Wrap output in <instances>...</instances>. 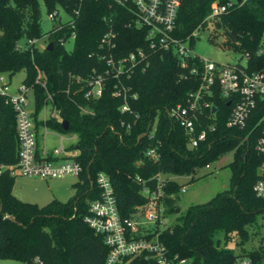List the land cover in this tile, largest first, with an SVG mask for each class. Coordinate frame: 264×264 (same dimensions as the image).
I'll return each instance as SVG.
<instances>
[{
    "label": "trees",
    "instance_id": "16d2710c",
    "mask_svg": "<svg viewBox=\"0 0 264 264\" xmlns=\"http://www.w3.org/2000/svg\"><path fill=\"white\" fill-rule=\"evenodd\" d=\"M211 1L228 0H179L173 35L181 40L188 37L192 47L191 33L198 24L205 26L202 19ZM56 6L63 8L70 20L47 31L45 40L51 42V49L34 44L16 49L21 39L42 37L40 7L49 12ZM128 20V13L107 0H0V73L11 77L23 71L21 82L32 89L35 115L44 94L33 84V78L36 69L44 72L57 110V117L48 118L44 125L75 136L70 148L76 150L73 159L80 166L70 184L71 196L65 201L51 199L43 205L15 198L11 194L14 176L0 168V259L24 264H103L107 247L101 236L82 221L88 202L97 197L96 173L108 177L119 217L131 218L146 202L140 190L154 189L157 175L192 177L198 168L230 152V160L224 165L229 172L227 187L204 202L189 204L172 223L153 228L145 238L156 234L166 253L185 259V264H232L238 258L264 264V233H259L260 227L264 229V198L252 191L261 161L254 149L258 105L242 128H227L224 122L232 97H221L214 84L212 95L203 96L211 105L203 108L199 122H194L196 131L207 124L213 129L206 130L205 139L195 147H188L183 129L166 116L165 109L183 103L187 92L196 88L197 80L193 75L179 76L185 71L170 53L151 55L144 70L135 69L128 79H122L136 95L127 99L130 112L119 111L122 99L111 95V79L106 80L99 97L83 98V79L92 69L104 68L97 56L106 53L104 47L98 48V42L107 24L114 32L110 49L113 55L145 47L143 29L126 27ZM210 23L223 36L221 46L240 54L237 62L246 55V72L264 73V0L232 2ZM71 32L72 46L66 50L58 38ZM210 108L214 109L212 119L207 118ZM61 120L67 123L65 130ZM35 124L38 127L41 123ZM148 149L155 152V160L145 153ZM15 162L14 115L0 96V166ZM180 187L174 180L163 178L158 205L164 214L175 213ZM217 232L222 234V242ZM255 236L258 245L243 250ZM227 243L240 251L235 253ZM126 264L155 263L140 254Z\"/></svg>",
    "mask_w": 264,
    "mask_h": 264
},
{
    "label": "built area",
    "instance_id": "2783aa9c",
    "mask_svg": "<svg viewBox=\"0 0 264 264\" xmlns=\"http://www.w3.org/2000/svg\"><path fill=\"white\" fill-rule=\"evenodd\" d=\"M107 1L129 14L126 27L143 29L145 47L138 46L126 54L113 55L110 49L114 46V32L110 24H107V29L98 42V48L104 47L106 53L97 56V59L104 64V68L102 70L92 69L83 79L85 85L82 92L83 98L90 100L99 97L106 80L111 79V95L122 99L119 111L130 112L127 99H134L136 95L130 91V87L124 84L122 79H128L135 69L144 70L149 64L151 55L156 54L161 57L164 53H170L175 57L178 66L185 71L179 76L193 75L197 80L196 88L187 92L183 103H177L165 109L166 116L183 129L187 136L188 147H195L199 141L205 139V131L213 129L212 124H207L196 131L194 122H199L198 117L202 109L211 105L203 99V96L212 95L214 84L217 85L221 97H232V106L224 122L227 128H242L253 108L258 105L260 115L256 123L258 135L254 149L260 155L261 161L257 166L258 178L252 185V191L255 196L264 198V73L246 72L244 70L246 55H243L240 62L218 63L194 54L188 45V37L181 40L173 35L179 0ZM232 2L235 3L234 0L224 3L211 1L209 12L202 22L206 25L213 17L224 13ZM59 11L63 17L58 15ZM45 13L46 18L52 23L50 29L57 28L59 24L70 20L68 13L59 6ZM200 29L201 24H198L191 36L194 37ZM68 39L73 40L72 32L65 38H58V42L64 46ZM36 42L37 40L29 39L23 40L22 43L17 42L16 49L35 45ZM45 45L46 40L43 41L41 47ZM75 80L78 82L79 78L76 77ZM33 84L39 87L44 94L39 109L45 111V116L41 119L37 118V112L33 115L34 103L31 87L20 82L11 91L9 77L5 73H0V96L13 112L16 137L15 164L0 166V168L7 169L12 175L16 172L24 176L44 178H60L66 175L76 177L80 170L79 164L73 159L76 152L66 151L61 144L52 150V157L44 149L36 152L37 127L35 122H40L39 126L45 128L44 121L48 118H56L57 110L47 90V80L42 70H35ZM28 94L31 96V103L28 100ZM78 108L82 112L90 113L86 108ZM213 113L214 109L210 108L207 118L212 119ZM145 153L152 156L154 160L157 157L153 149H148ZM208 166L209 164H205L203 167L208 168ZM155 178L154 189L149 190L143 187L140 190V194L146 200L142 209H138L131 218H120L108 177L102 172L96 173L94 184L97 188V197L88 202L87 213L83 215L82 221L95 234L101 236L102 243L107 247L103 264H126L131 258L140 254H143L145 259H152L155 264L186 263L185 259H179L176 255L169 256L158 241L156 234L145 238L146 232L142 234L139 232L140 225L155 224L158 218L160 209L158 200L162 196L163 178L160 175ZM136 180L139 179L136 177ZM180 191H183V186L180 187ZM138 216H142L143 222L134 218ZM232 264H251V262L247 258H238Z\"/></svg>",
    "mask_w": 264,
    "mask_h": 264
},
{
    "label": "rangeland",
    "instance_id": "374dc122",
    "mask_svg": "<svg viewBox=\"0 0 264 264\" xmlns=\"http://www.w3.org/2000/svg\"><path fill=\"white\" fill-rule=\"evenodd\" d=\"M241 2V0H240ZM58 15L63 17L59 11ZM40 28L42 37L37 40L36 44L38 47L43 45L47 31L51 28V21L46 18V13L42 7H40ZM205 27V28H204ZM201 28L193 38V46L191 47L194 54L199 57L207 58L211 61L218 63H233L239 57L240 54L230 48H223L221 41L223 36L220 32H217L213 24L207 22L206 25ZM210 40V38H212ZM20 43L23 42L21 39ZM47 44V41H46ZM72 41L66 40L64 48L70 50ZM23 77V71H18L10 77V90L12 91L16 86L19 85ZM29 102L31 103L30 94L27 95ZM45 116V111L41 108L37 111V118ZM72 135L70 133L58 132L49 127H37L36 130V142L38 145L44 144L46 147H58L62 139L63 144H68L69 139ZM62 137V138H61ZM231 153L227 152L221 155L217 160L210 162L208 168H198L194 175H160L161 178L172 179L180 186H183V191H179L177 196V211L174 214H164L163 209L160 207L158 218L155 224H143L139 226V232L145 233L152 231L153 228H163L174 221L176 215L181 214L189 204L201 203L209 199L216 192L223 190L228 184V169L223 165L222 159H229ZM13 182L11 186V194L25 202L35 203L37 205H43L48 202L51 198H55L60 201H65L72 192L70 189V183L75 181V177L66 175L60 178H44L41 176H24L14 172ZM137 221H142V216L134 217ZM260 223L261 220L257 219ZM264 233L262 227L259 228V233ZM222 242V234L217 232L215 234ZM258 245V236L243 246V250L248 248H254ZM227 247L232 248L235 253H238L239 248L235 247L233 243H227ZM0 264H24L21 261L13 259H0Z\"/></svg>",
    "mask_w": 264,
    "mask_h": 264
},
{
    "label": "crops",
    "instance_id": "0c3cea01",
    "mask_svg": "<svg viewBox=\"0 0 264 264\" xmlns=\"http://www.w3.org/2000/svg\"><path fill=\"white\" fill-rule=\"evenodd\" d=\"M9 79H10V77H9ZM21 82V81H20ZM40 127V126H39ZM72 135V134H71ZM62 138V137H61ZM71 139H69V143L68 144H63L62 143V139H60L59 138V141H60V143H59V145L61 144L63 147H64V149L66 150V151H68V150H70V151H74V152H76V150L75 149H73V148H70L73 144H74V142H75V137L74 136H71L70 137ZM58 145V146H59ZM54 148H57L56 146L54 147H46V145L44 144V142L42 143V145H38L37 144V142H36V152H39L40 150H42V149H44L46 152H47V154L48 155H50L51 157L53 156V154H52V150L54 149ZM55 158V157H54ZM53 158V159H54ZM230 160V157H229V159H222V163H223V165H225L228 161ZM71 184V183H70ZM70 187V186H69ZM70 189H71V187H70ZM71 192H72V189H71ZM51 199H55V198H51ZM50 199V200H51Z\"/></svg>",
    "mask_w": 264,
    "mask_h": 264
},
{
    "label": "water",
    "instance_id": "95a60500",
    "mask_svg": "<svg viewBox=\"0 0 264 264\" xmlns=\"http://www.w3.org/2000/svg\"><path fill=\"white\" fill-rule=\"evenodd\" d=\"M234 1H235V3H238L240 0H234ZM51 46H52L51 42H47V44L45 45V49H46V50H50V49H51ZM60 126H61V128H62L63 130H65V129H66V126H67L66 121L61 120V121H60ZM175 211H177V209H175ZM7 218L10 219V220L12 219L11 216H7Z\"/></svg>",
    "mask_w": 264,
    "mask_h": 264
}]
</instances>
